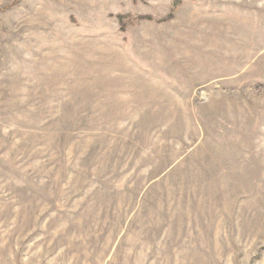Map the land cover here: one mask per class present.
<instances>
[{"label":"rangeland","instance_id":"obj_1","mask_svg":"<svg viewBox=\"0 0 264 264\" xmlns=\"http://www.w3.org/2000/svg\"><path fill=\"white\" fill-rule=\"evenodd\" d=\"M0 264H264V0H0Z\"/></svg>","mask_w":264,"mask_h":264},{"label":"trees","instance_id":"obj_2","mask_svg":"<svg viewBox=\"0 0 264 264\" xmlns=\"http://www.w3.org/2000/svg\"><path fill=\"white\" fill-rule=\"evenodd\" d=\"M119 19H120V22H121V23H123V22H124V18H123L122 16H119ZM135 19L139 20V19H141V18H139V17H136ZM123 28H124V26H123Z\"/></svg>","mask_w":264,"mask_h":264}]
</instances>
